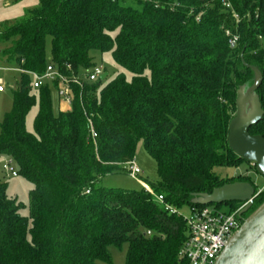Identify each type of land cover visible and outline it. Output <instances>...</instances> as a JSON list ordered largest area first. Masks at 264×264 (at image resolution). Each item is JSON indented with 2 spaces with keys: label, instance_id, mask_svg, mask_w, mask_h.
I'll return each instance as SVG.
<instances>
[{
  "label": "trees",
  "instance_id": "1",
  "mask_svg": "<svg viewBox=\"0 0 264 264\" xmlns=\"http://www.w3.org/2000/svg\"><path fill=\"white\" fill-rule=\"evenodd\" d=\"M0 44L7 63L39 73L53 64L67 77L81 74L96 65L94 52L131 73L72 84L68 110L56 107L50 83L32 88L21 73L1 123L0 157L31 183L30 212L0 178V264L111 263L110 247L124 245L126 264H186L188 227L166 204L202 208L194 194L251 181L215 168L246 162L227 139L238 89L254 80L242 53L263 74L264 110V0H41L0 31ZM249 131L264 136V116ZM140 140L157 162L159 182L149 184L165 204L143 187L100 185L128 172ZM263 202L264 192L245 215Z\"/></svg>",
  "mask_w": 264,
  "mask_h": 264
},
{
  "label": "water",
  "instance_id": "2",
  "mask_svg": "<svg viewBox=\"0 0 264 264\" xmlns=\"http://www.w3.org/2000/svg\"><path fill=\"white\" fill-rule=\"evenodd\" d=\"M243 63L254 73L250 85L239 87L236 111L229 123L228 146L240 158L251 163L255 172L264 177V136L251 134L249 129L264 116L260 96L257 93L262 84L263 74L256 66ZM108 73L101 75L105 80ZM193 203L201 205L247 202L241 211L242 224L232 235L214 264H264V202L248 216L257 197V189L251 181H235L216 187L212 192L196 193Z\"/></svg>",
  "mask_w": 264,
  "mask_h": 264
},
{
  "label": "rangeland",
  "instance_id": "3",
  "mask_svg": "<svg viewBox=\"0 0 264 264\" xmlns=\"http://www.w3.org/2000/svg\"><path fill=\"white\" fill-rule=\"evenodd\" d=\"M41 0H0V31H4L8 26H11L19 21L27 18L29 11L39 6ZM5 44H0V51L4 50ZM96 65L102 66L105 72L108 73L109 78L119 72H124L128 78L131 73L126 69L118 66L110 53H93ZM47 60L51 61V40L47 43ZM18 63H7L6 59L0 55V77L4 81V91L0 92V130L1 123L5 114L11 110L13 106V90L16 88V81L20 79L21 72ZM54 102L57 98V91L53 90ZM38 111V105H35L29 111L26 117V129L30 132L34 130V118ZM134 161L136 165L142 170L140 178L148 183H158V165L155 159L147 152L144 141L140 140L137 144ZM4 158L0 157V178L8 183L7 192L10 196L15 197L25 207L23 214L29 215L30 204V190L31 183L22 176H8L5 175L2 169ZM16 168V166H14ZM215 172L222 176H237L247 175L255 184L257 191L264 187V177L255 172L253 164L243 162L237 166H219L215 168ZM248 180V179H247ZM100 185L106 187H118L125 189H140L141 183L134 179L128 172H120L105 175L101 178ZM221 211L229 212L230 206L228 204H221L218 206ZM179 215L187 218L191 215L192 207L189 204H183L177 208ZM248 216V215H247ZM127 245L123 247H110L112 255V262L99 261L98 264H126Z\"/></svg>",
  "mask_w": 264,
  "mask_h": 264
},
{
  "label": "built area",
  "instance_id": "4",
  "mask_svg": "<svg viewBox=\"0 0 264 264\" xmlns=\"http://www.w3.org/2000/svg\"><path fill=\"white\" fill-rule=\"evenodd\" d=\"M225 5L231 7L228 1L225 2ZM235 16L239 18L237 14ZM238 39L239 37L234 35L231 42L235 44ZM18 71L29 76L32 88H39L45 83H50L58 93L57 98L60 99L63 110L71 108L72 84L82 85L83 81L95 82L105 73L104 68L99 65L82 72L84 73H81L82 75L77 73L71 77L64 75L53 64H49L43 73L23 67H20ZM55 82H57L58 87L54 86ZM3 91L4 81L0 77V92ZM95 136L96 134L93 132V137L95 138ZM14 166V161L11 158H5L2 164L4 174L18 176L17 169ZM125 166L128 173L138 180L148 193L155 196L158 202L165 204L163 195L156 194L152 186L140 178L142 170L134 160L129 161ZM262 192H264V187L257 191V196ZM246 205L247 202H241L236 209L229 212L221 211L216 205L212 204L205 205L202 208L192 207L191 215L185 218L189 237L180 250V256L186 261V264H214L232 235L241 226L240 213ZM166 207L170 212L178 213L177 209L171 205L166 204Z\"/></svg>",
  "mask_w": 264,
  "mask_h": 264
},
{
  "label": "crops",
  "instance_id": "5",
  "mask_svg": "<svg viewBox=\"0 0 264 264\" xmlns=\"http://www.w3.org/2000/svg\"><path fill=\"white\" fill-rule=\"evenodd\" d=\"M55 104H56V107H57L58 109L63 110V107L61 106V101H60L59 98H56V99H55Z\"/></svg>",
  "mask_w": 264,
  "mask_h": 264
}]
</instances>
